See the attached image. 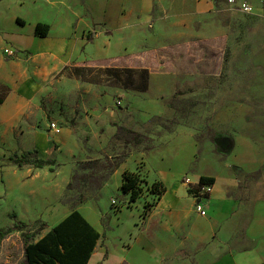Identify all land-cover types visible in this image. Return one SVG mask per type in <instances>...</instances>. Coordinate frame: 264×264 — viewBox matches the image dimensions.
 <instances>
[{
  "label": "crops",
  "instance_id": "1",
  "mask_svg": "<svg viewBox=\"0 0 264 264\" xmlns=\"http://www.w3.org/2000/svg\"><path fill=\"white\" fill-rule=\"evenodd\" d=\"M248 3L251 15L264 16V0ZM229 7L227 0H0V83L10 89L0 104V217L42 220L47 233L78 210L101 236L88 264H264V160L254 143L218 155L208 147L200 151L196 134L179 128L151 151H131L97 199L73 207L63 197L77 162L89 160L84 139L93 143V159L115 156L106 152L118 130L111 123L119 118L115 98L101 99L73 127L46 122L40 106L48 85L73 64L148 69L149 89L157 87V74L173 77L177 69L161 59L179 49L163 42L172 39L164 25L188 39L210 14ZM39 24L50 26L49 35L37 36ZM8 48L16 58L5 54ZM144 98L132 102L127 125L163 114L137 110ZM51 122L62 131L54 133ZM29 151L55 161L54 171L11 160ZM127 171L149 185L162 181L164 195L146 190L130 203L120 190ZM203 177L215 184L195 197L189 189ZM199 202L205 215L196 209Z\"/></svg>",
  "mask_w": 264,
  "mask_h": 264
},
{
  "label": "rangeland",
  "instance_id": "2",
  "mask_svg": "<svg viewBox=\"0 0 264 264\" xmlns=\"http://www.w3.org/2000/svg\"><path fill=\"white\" fill-rule=\"evenodd\" d=\"M163 30L172 38L163 42L172 50L179 48L174 49L178 53L168 55L165 52L161 58L163 63L177 67L172 69L176 70L173 77L166 73L157 74V87L140 93L109 86L107 82L88 83L74 70H65L58 75L54 84L48 85L49 94L40 99V106L46 113L44 120L47 122L52 118L62 126L73 127L77 117L87 111L92 113L101 99L113 97V107L119 118L112 121V125L143 132L155 145L161 141L162 135L181 128L196 134L200 151L208 147L218 155L233 153L237 145L247 151L249 142H252L255 153L259 150L262 162L264 16L251 15L242 8L231 6L210 14L201 25L194 27V35L188 39L178 38L179 29L168 24L164 25ZM148 46L153 48L151 44ZM126 94L133 95L126 99ZM139 96H144L146 102L142 101L135 108L140 111L149 108L150 113L164 110L162 115L157 116L169 122L167 127L161 121L151 122L156 116L133 126L125 123L132 115H129L132 102ZM84 141L90 153L87 158L93 159V143ZM112 141L113 146L106 152L116 156L122 152L124 144L117 142L115 137H112ZM146 145L144 143L139 149H144ZM20 223L26 224L22 230L6 233L8 228ZM46 229L42 220L30 219L25 223L17 218L0 217V264H22L25 260L23 233L33 234V243H36L44 236Z\"/></svg>",
  "mask_w": 264,
  "mask_h": 264
},
{
  "label": "trees",
  "instance_id": "3",
  "mask_svg": "<svg viewBox=\"0 0 264 264\" xmlns=\"http://www.w3.org/2000/svg\"><path fill=\"white\" fill-rule=\"evenodd\" d=\"M49 32V25L39 24L36 26L38 37H46ZM65 70H74L88 83L106 84L107 82L110 83L109 86L133 90L134 92H146L150 86L148 69L118 67L103 69L102 67L90 68L73 64L68 65L63 71ZM9 94L10 89L0 83V104L5 102ZM171 107H174L173 104ZM155 121H161L165 127L169 123L160 116L151 120V122ZM117 129V134L114 137L117 141L123 142L122 152L113 158L78 161L72 179L67 185L65 197H63L66 204L76 207L99 197L105 183L110 180L116 168L120 166L131 151L138 150L144 143H147L144 147L145 151H151L156 147L143 132L124 126H118ZM11 160L20 168L26 165H32L37 169L49 166L51 171H54L56 164L51 159H41L38 151H29L20 157L14 155ZM148 183L139 172L127 171L124 173L120 190L124 194H130V203H135L141 199L146 190L156 198L164 195L166 188L162 181H156L152 185ZM214 184L215 179L212 177H203L200 184L191 187L189 192L195 197L201 198L205 196V194H201L203 187ZM25 226L26 224L20 223L15 227L8 228L6 233H11L16 229L22 230ZM23 237L25 238V260L22 264H88L101 236L82 217L81 213L75 210L58 226L48 231L38 242L33 243L35 237L33 234L23 233Z\"/></svg>",
  "mask_w": 264,
  "mask_h": 264
},
{
  "label": "built area",
  "instance_id": "4",
  "mask_svg": "<svg viewBox=\"0 0 264 264\" xmlns=\"http://www.w3.org/2000/svg\"><path fill=\"white\" fill-rule=\"evenodd\" d=\"M227 3L230 6L242 8L243 11L248 12L249 14H251V8L252 7L249 5V3L246 0H227ZM4 51H5V54L8 57H10V58H16L17 57L16 52L12 48H8V49H6ZM50 128L52 129V131H54V133H57V134L62 131V128L57 123H55V122H51L50 123ZM196 209L202 215H205L206 214V211L203 210L202 205H201L200 202L196 205Z\"/></svg>",
  "mask_w": 264,
  "mask_h": 264
}]
</instances>
